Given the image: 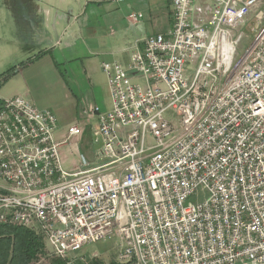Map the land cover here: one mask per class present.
<instances>
[{
  "label": "built area",
  "instance_id": "1",
  "mask_svg": "<svg viewBox=\"0 0 264 264\" xmlns=\"http://www.w3.org/2000/svg\"><path fill=\"white\" fill-rule=\"evenodd\" d=\"M169 1L167 32L102 63L105 163L66 171L55 113L0 97V224L37 225L66 264L109 238L123 263L264 264V0Z\"/></svg>",
  "mask_w": 264,
  "mask_h": 264
},
{
  "label": "crops",
  "instance_id": "2",
  "mask_svg": "<svg viewBox=\"0 0 264 264\" xmlns=\"http://www.w3.org/2000/svg\"><path fill=\"white\" fill-rule=\"evenodd\" d=\"M135 2L0 0V44L5 43L1 47H5L4 60L9 67L0 72L1 96H21L40 109L53 111L58 121L56 133L68 122L77 127L80 124L83 133L88 129L93 136L99 125L95 108L108 112L113 107L102 63L117 62L128 68L145 37L165 33H149V20L144 16L137 22L129 21L131 13L127 11ZM165 2L169 30L172 6L169 0ZM105 162L100 158L94 165ZM29 229L41 235L46 251L49 241L39 227Z\"/></svg>",
  "mask_w": 264,
  "mask_h": 264
},
{
  "label": "rangeland",
  "instance_id": "3",
  "mask_svg": "<svg viewBox=\"0 0 264 264\" xmlns=\"http://www.w3.org/2000/svg\"><path fill=\"white\" fill-rule=\"evenodd\" d=\"M165 1L167 0H136L134 8L127 11V13L142 14L145 19L149 20L147 24L149 33L166 32L168 30V4ZM253 28H255V26L252 25V23L243 28L245 35L238 47V57L251 45L254 37ZM1 46H5V43L0 44V72L9 68L6 66L4 60L5 47ZM0 97H2L1 94ZM179 122V118H176L174 121L176 129L180 127ZM75 124L76 123L69 125L68 122L63 124L55 134L56 141L62 143L58 152L60 161L66 171L70 168L81 167L82 157H84L90 165H94L97 160L101 158L95 150L92 135L89 133L88 129L83 133L82 126L78 124L82 132L81 136L77 138L69 137V131ZM199 195L198 197H192L191 201L196 202L204 197L202 194ZM48 244L49 246L46 247L43 256L32 264H54V261L60 258L53 255L52 251L49 250L53 249V247L50 242H48ZM117 254V241L116 239L109 238L84 246L76 255L69 259H71V264H110L111 261H119ZM62 260L64 261V259Z\"/></svg>",
  "mask_w": 264,
  "mask_h": 264
},
{
  "label": "trees",
  "instance_id": "4",
  "mask_svg": "<svg viewBox=\"0 0 264 264\" xmlns=\"http://www.w3.org/2000/svg\"><path fill=\"white\" fill-rule=\"evenodd\" d=\"M3 75H0V78ZM45 251L41 235L35 231L20 227L0 224V264H32L39 260ZM54 264H66L56 259ZM110 264H131L111 261Z\"/></svg>",
  "mask_w": 264,
  "mask_h": 264
},
{
  "label": "water",
  "instance_id": "5",
  "mask_svg": "<svg viewBox=\"0 0 264 264\" xmlns=\"http://www.w3.org/2000/svg\"><path fill=\"white\" fill-rule=\"evenodd\" d=\"M92 139H93V145L95 147V150L100 149L102 147V144H103L102 139L95 134H93Z\"/></svg>",
  "mask_w": 264,
  "mask_h": 264
}]
</instances>
